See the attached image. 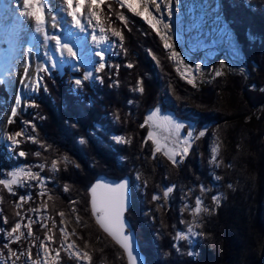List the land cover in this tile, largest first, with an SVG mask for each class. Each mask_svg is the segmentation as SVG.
<instances>
[{
	"label": "trees",
	"instance_id": "obj_1",
	"mask_svg": "<svg viewBox=\"0 0 264 264\" xmlns=\"http://www.w3.org/2000/svg\"><path fill=\"white\" fill-rule=\"evenodd\" d=\"M220 1L224 21L234 33L238 46H242L245 64L251 72L248 80L242 73L230 72L212 84L200 88L190 86L179 76L156 32L141 17L126 7L121 8L116 0H105L100 15L107 26L121 31L124 37L120 47L118 38H112L106 31L114 45L106 56L107 63L119 66L118 75H114L116 68L106 67L99 73L104 77L103 83L91 80L77 90L73 81L82 74L83 68L75 72L71 65H65L62 70L53 68L43 73L47 91L41 88L30 98L37 107L19 111L15 122L7 128L9 134L23 128L37 142L21 138L16 153L24 150L26 157L0 144V172L6 174L13 167L30 166L34 172L49 177L45 189L48 195H37L40 189L34 180L16 196L0 185V217L7 218L6 224L0 219V229L7 231L16 222L26 221L36 212L32 209H46L43 213L51 219L41 220L47 224L46 229L40 223H33V237L11 243V249L26 251L32 241L40 242L50 232L53 241L49 243L54 250L60 249L62 221L58 213L62 211L66 229L76 233L75 241L84 251H88L84 244L96 251L94 254L90 250L88 264H127L122 248L95 222L87 188L101 173L112 177L129 174L134 201L128 218L134 228L144 227L146 234L151 233L149 224L153 221L159 233L155 236L157 231L154 232L153 240L149 239L155 245L139 237L141 248L148 255V264H264V0H250L251 11L242 0H235L236 6H232V0ZM120 13L127 18L126 26L118 20ZM248 31L255 36L252 43L246 39ZM128 63L134 66L128 68ZM141 78L143 93L133 90ZM9 97L5 83L0 84V128L2 116L10 106ZM156 106L187 121L197 117L198 130L216 125L219 130L212 133L208 128L206 135L199 138L198 147L193 149V165L171 181L181 184L167 206H173L170 213H155L154 217L155 208L160 209L159 213L167 207L153 199V205L149 201L142 205L135 193L133 178L139 172L141 175L145 172L149 179L153 177L152 167H138L142 158L150 164L159 160L151 158L153 147L146 139L148 127H141L148 111ZM27 122L34 125V130ZM114 136H123L130 142L118 144L112 139ZM82 137L86 138L85 143L79 142ZM213 142L219 146L214 161ZM37 151L41 153L39 157L35 155ZM52 160L58 161L56 172L51 169ZM39 164L45 165L43 170L37 167ZM215 176L221 179L217 181ZM159 181L163 187L168 185L165 178ZM65 185L69 187L68 192L63 191ZM202 185L207 189L205 192L200 191ZM25 193L31 194L32 199L18 208V196ZM190 194L200 195L204 207L210 210L193 216L200 225L198 232L203 235L192 245L196 253L192 256L188 255V242L175 239L176 233L192 221V215L182 207V198L190 200ZM213 195L221 197L218 205L213 202ZM73 200L77 201L75 205L70 203ZM17 212L21 215L17 216ZM76 215L80 217L79 223ZM4 231L0 233V248L5 254ZM174 243L177 247H173ZM31 251L37 257V249L31 248ZM61 259V264H78L65 250L61 252ZM16 261V264H25L22 257Z\"/></svg>",
	"mask_w": 264,
	"mask_h": 264
},
{
	"label": "snow or ice",
	"instance_id": "obj_2",
	"mask_svg": "<svg viewBox=\"0 0 264 264\" xmlns=\"http://www.w3.org/2000/svg\"><path fill=\"white\" fill-rule=\"evenodd\" d=\"M20 3V7L23 11L20 15L30 18L34 20L35 23V31L37 33H42L44 40L47 41H54L55 42V50L60 52L61 55H64L65 52L68 57L76 58V53L73 51L72 47L68 44H62L59 37L55 35H49L48 31L46 30V17L52 21L51 27L56 28L58 25V20L55 15L51 14L52 6L49 4L48 0H18ZM143 2V10H138L137 5ZM244 5L249 8L251 11L253 6L250 3V0H242ZM105 3V0H61V9L66 11L68 17L71 18V22L74 27L80 29L81 31L84 30V24L82 23V18L84 13L82 9H84L87 5L88 7V23L91 24L93 20H95L96 24L94 27L98 28L99 35L93 34L92 40L96 42L98 45L104 44L108 42V35L106 34L105 27L101 24V17L99 12L96 9L101 8V5ZM120 7H127L128 11L132 12L134 15L141 17L155 32L160 39L164 43L165 49H170L171 56L170 59H174L176 63L183 64L184 71L181 72L183 78L187 79L188 84H192L195 86V77L192 72H189L188 69L190 68L189 64H185L183 59L180 57V53L173 49L172 44L169 43V35L168 30L170 29V25L165 22L164 14L161 13L162 7L167 11V13L171 14V0H150L151 6H154V11L159 15H153L152 12L149 10V3L148 0H119ZM232 6L235 5V0H232ZM109 11L111 9L109 8ZM222 11V9H221ZM217 19H219V14H217ZM118 20L122 22L125 26L127 25V18L124 16L123 13L118 14ZM158 25L162 26L158 27ZM234 35V33H233ZM246 39L249 40L250 43L255 41V36L251 31L246 32ZM111 36L118 38L119 46L123 47V34L121 31H117L115 28L111 30ZM238 45V41L236 42ZM237 50H242V46H238ZM126 51V50H125ZM95 56L99 59L96 62V66L91 71H85L81 74L80 77L76 78L73 83L76 86L77 90L83 88L85 82L91 80H99L103 83L104 77L98 75L99 73L103 72L106 67H114L117 69L114 75H118V68L117 65H108L106 59V51L101 50L95 53ZM155 59V57H153ZM48 60L52 61L51 67L56 68L57 63L53 60L52 56H48ZM134 65L132 63H128L126 67L132 68ZM201 65L195 64L194 71H200ZM49 68L46 65H40L36 68L35 74L29 72V68L26 65L24 67V81L21 83L27 82V90L35 93L39 91L41 88L44 91H47V86L44 84V76L40 75V73H49ZM177 71H181L180 68H177ZM215 76L219 77L223 73L216 69L214 70ZM111 78V77H110ZM3 81H0L2 84ZM118 85L119 81H115ZM134 91H138L140 93L144 92L143 87V78L137 81V87L133 89ZM264 90V89H262ZM24 107H37L35 102L28 103L25 101L24 94L17 91L13 97L12 106L10 107V112L7 115L6 120L4 123L11 125L15 122V118L18 115L19 111H22ZM197 117L193 116L187 124L176 119L173 116L163 114V110L161 107L156 106L154 110L147 115L144 122L141 124V127H148L149 130L147 132V140L151 141L152 144L155 146L153 150V158H155V153L163 152V155L167 157L169 161L172 162L173 165H177L189 154V151L192 147V143L206 135L204 130H198L196 127L195 121H197ZM22 124L24 122H21ZM31 125V122H27ZM34 130V125H31ZM187 129L186 132L181 134L182 129ZM21 138H25L27 140L32 141L33 143L37 142V138L35 136L29 135L28 133L24 132L23 128L19 131H15L14 133H10L7 135L6 139L10 142L12 146V151L14 154H18L20 157H26L27 153L24 150H20L16 153V149L19 147L21 143ZM112 139L118 143H129L130 141L127 140L123 136H114ZM80 143H85L86 138H80ZM218 152V148H212V158L213 160L216 159V154ZM35 155L39 157L41 153L39 151L35 152ZM177 157L180 159L178 160ZM65 162L67 163V158H65ZM37 167L40 170H43L45 165L39 164ZM78 167V165H77ZM51 169L53 172L58 171V161L52 160L51 162ZM0 176L4 178H0V185L3 186L10 194L13 196L17 195V192L14 188L27 186L29 181H36V187L40 189L37 195L43 197L48 195L46 192V185L48 183L49 177L42 176L41 173L33 172L31 167H21L15 170L8 171L6 174L0 172ZM215 179L219 181L221 179L220 176H215ZM231 187V185H230ZM207 189L205 186H201L200 191L205 192ZM64 192L69 191V187L67 185L63 188ZM87 191L90 193V206H91V214L95 217V222L99 225V227L108 234L115 241L117 245H119L127 256L128 264H146V261L142 254L137 250L135 241L132 237V233L130 231V226L127 224L125 219V212L132 204V192L130 189V181L127 179L121 178L116 180H108V179H100L98 178L94 183L90 184L87 188ZM174 191L173 187H167V189L163 192V196L167 199ZM51 199V196L48 197ZM32 199L31 194L25 193L23 195L18 196L16 206L22 207L23 203H26ZM153 200L159 199L158 196L154 195L152 197ZM213 202L217 205L220 203L221 197L216 195L212 196ZM71 204L75 205L77 201H70ZM203 200L200 196L195 197L194 207L191 210V214L193 216H198L202 211L210 213V210L207 207H202ZM188 208V205H185V209ZM46 209H32L31 211H40ZM72 212L75 213L76 209L73 208ZM17 216H20L21 213L17 212ZM58 215L61 217V221L63 222V218L65 216L64 212H59ZM3 220V223H7L6 217H0ZM41 219H51V217H44V218H37L33 220L31 217L27 218V224L23 225L27 232L20 231L22 228L21 222H16L14 226L6 231L7 242L4 243L3 247L7 249V258L12 261V264H15L16 260H19L21 257L25 258V264H28V261H31V264H47V257L49 256L50 249L46 245V242H52L53 236L50 234H46L44 240L41 241L37 255L42 256L43 259H32V251L31 249H27L26 251H15L9 247L11 243H19L22 238L27 239L33 237L32 232V224L33 223H40L41 227L47 228V224L42 223ZM76 222H80L79 215H76ZM53 226L55 227V221H53ZM200 225L197 222H193L189 224L186 231H180L176 233V240L180 241H188L190 246V250L188 252L189 256L195 255V248L192 247L193 245V237H197L203 235V233L197 232L195 229ZM126 229H129L126 231ZM50 231V230H49ZM59 231L64 238L61 241L60 249H56V258L59 259L60 250L63 249L67 252L69 257H75L76 259H84L87 261L91 260V256L87 251L81 252L76 248L75 242L65 244L67 237L70 233L64 228L60 227ZM75 235V232L71 233ZM38 239V238H37ZM36 247V245H33ZM173 247H177L174 243ZM55 264V261L53 262Z\"/></svg>",
	"mask_w": 264,
	"mask_h": 264
},
{
	"label": "rangeland",
	"instance_id": "obj_3",
	"mask_svg": "<svg viewBox=\"0 0 264 264\" xmlns=\"http://www.w3.org/2000/svg\"><path fill=\"white\" fill-rule=\"evenodd\" d=\"M116 1L119 2V0H116ZM48 2L52 6L51 14L57 17L58 25L56 28H52L51 27L52 21L50 19H47L46 17V30L48 31L49 35H55L59 37L62 44H68L70 47H72L73 51L76 53V58L68 57L66 52L64 55H61L60 52L55 50L54 41L50 40L46 42L43 38V34L37 33L35 31L34 20H31L30 18L20 15L23 9L20 7V3L18 2V0H0V81H3V83H5L6 91L10 96L9 97V103H10L9 107L12 106L13 97L17 91L24 94L25 101L28 103H31L30 101L31 96L33 95L35 96L37 94V92L32 93L27 90V82L21 83L22 81H24V67L26 65L29 68V72L32 74H35L36 68L40 65H46L51 71L53 69L51 67L52 61L48 60V56H52L53 60H55L57 63L56 68L60 70H62L63 66L65 65H71L73 71L75 72H79L81 68L84 69L83 72L91 71L94 69V67L96 66V62L99 59L98 57L95 56V53L97 51L104 50L106 51V56H107L108 54L111 53L114 47V45L112 46V44L110 43L109 39H108V42L101 44V45H98L96 42L92 40V35L93 34L99 35V30L98 28H95V31H94V27L96 24L95 20H93L91 24L88 23L87 5L84 9H82V12L84 13L83 18H82V23L84 24V30L81 31L80 29L73 26L71 22V18L67 16L66 11H63L61 9V0H48ZM215 2H216V13L219 14V19H217L219 25L218 27H216L217 28L216 34L218 37L216 40L212 42L214 43V45L220 48H214L213 47L214 45H213L211 46L212 47L211 49L206 47L203 50V49H200V47L198 46H196L197 48L195 47L194 49H191L189 47L190 45L186 46L185 45L186 40L185 38L183 39V37L181 36L180 26H182L183 24V26L185 25L187 27L188 31L189 30L194 31L199 25L202 26V24L201 23L197 24L192 19H190V21L186 23V21H184L183 19L184 17L178 15V13L174 10L175 7L177 6L175 3L171 4L172 12L170 15L167 13V11L163 7L161 9L162 10L161 13L164 14L165 22H167L170 25V29L168 30V35L170 37L169 43L172 44L173 49L175 51L180 53V57L181 59H183L184 63L190 65V68L188 69V71L192 72L195 77V86H193L192 84H189V85L196 87V88H200L201 86L212 84V82L218 78L217 76H215V72H214V70L216 69H219L223 73L219 77H222V76L224 77L226 74L230 72H236L239 74L242 73L247 80L250 78L251 72H250V69L245 64L244 55L242 54L241 50L240 51L237 50L238 45L236 44L235 37L232 34L229 25L224 21V18H222L221 16V12L219 10V4H221V1L216 0ZM142 4L143 2L138 4L137 7L142 6ZM96 10L99 12V14H101L100 8ZM149 10L152 12L153 15L159 18L160 14H157L154 11V6H151V4L149 7ZM100 17H101L102 26L105 27L106 31L111 36L112 28H110L109 26L105 24L101 15ZM158 27H161V30L164 31L161 25H158ZM202 33L203 32H201V35ZM111 37L114 38L113 36ZM198 38H199L198 36L194 37L196 44H198V42L200 41L198 40ZM163 46H164V43H163ZM165 50H167L169 55L171 56L172 50L170 49H165ZM171 60L176 70L177 68L181 69V71H178L181 79L187 82V79L183 78L181 75V72L184 71L183 64L178 65L174 59H171ZM195 64L201 65L200 71H194ZM40 75L44 76L43 73H40ZM18 77H20V81L16 87V82L18 80ZM27 108L28 107H24L23 110H26ZM154 108L150 109L147 115H149L150 112L154 110ZM162 110H163V114L165 115L173 116L176 119L182 122H185L186 124L190 122L185 119L179 118L172 111L164 110V109ZM9 112H10V108L7 110V113L4 116H2V124L0 128V144L4 143L9 148V150H12V146L10 145V142L7 141L6 139L7 135L9 134L7 132L8 124L4 123ZM208 128L209 126L203 128L202 130L207 132ZM209 129H211L212 133L219 130L217 125ZM149 130L151 129L148 128V131ZM186 131H187L186 128L182 129L181 134L183 135V133ZM198 141L199 139L195 140L192 143V147L189 151V154L182 160V162H180L177 165H173L172 162L169 161L167 157L163 155V152L155 153V158H153V152H152L151 154L152 159L159 158L158 161L156 160L157 161L156 164L154 163L155 165L148 163L145 158H142V160H140L141 163L138 164L139 168H142V167L146 168L147 166H149V167H152L151 169H153L152 171L153 177L151 179H149L148 175L145 174V172H143V175H141L140 172H139L140 174L135 173V176L133 178L134 190H135L137 197H140L142 205H146L148 201L151 205H153L152 197L154 195L159 197V199L154 200V201L157 202L162 207H167L168 204L172 202V197L174 196L175 192L178 191L179 184L181 183L176 184V181H175L174 184H172L171 181H174L175 180L174 178L178 177V173L181 175L185 174V171L191 168L194 162L193 161L194 157L192 156L193 149L195 146L198 147ZM151 147H153V150H154L155 146L152 144V142H151ZM213 147H216L219 150V146L215 144V142H213L211 149ZM216 157H217V154H216ZM177 159L179 160L180 158L177 157ZM153 165H154V168H153ZM18 168H21V166L15 167V168L13 167V169L11 170H15ZM32 171L34 172V170ZM161 178H165V180H167L166 183L168 185L165 184L163 187V185L160 184L161 181H159ZM155 179H157L158 181H155ZM30 182L31 181H29L28 183ZM167 187H173L174 191L170 193L167 199H165L163 196V191ZM14 188L16 192H18L19 190L26 188V186L19 187V188H16V186H14ZM197 196H200V195H197ZM182 199H183L182 200L183 210L191 214V210L194 207L195 196L193 194H190L191 201L188 199V197L182 198ZM179 204H181V202ZM185 205H188L187 209H185ZM172 207L173 206L171 205L170 207H167L166 211L164 212L161 211L159 213L158 211L160 209L155 208L154 217H155V213L161 214V215L165 214L168 211L170 213ZM202 207H204V204L202 205ZM43 212L44 210L32 212L31 218L33 220H36L38 217L39 218L47 217V214ZM144 220L145 219L142 218V221ZM157 221L159 220L157 219ZM20 222L22 223V228L20 231L27 232V229L23 226L27 224V220L26 221L21 220ZM193 222H195V218H193V215H192V221L189 222L185 228H182L181 230H179V232L186 231L189 224ZM149 226L151 229V233L148 232L147 234H146L144 227H141V225L139 226V229H137L138 226L134 228L136 229L138 233L137 234L138 238L140 237L141 239V237H144V239L146 240H149V239L153 240L152 236H154V232L156 233V231L157 233L155 234V236L159 235L158 230L154 228L153 221L150 222ZM62 227L66 229L64 222H62ZM1 230L2 229H0V233L4 231V230L2 231ZM66 230L68 231V229ZM195 230L198 232L197 228ZM69 233L70 235L67 237L65 244L75 242L76 248L81 252H85L86 250L84 251V248H82L79 245V243L75 241V237L71 234V232ZM49 234L52 235L51 232ZM3 237H4L5 242H7L6 231L3 232ZM63 239L64 238L61 235V241ZM192 239H193V244H194L195 241L198 239V236L193 237ZM41 241L39 242L37 240V243L35 241H32L30 249L35 248L37 249V252H38V248H39ZM151 242H152V245H155L156 243V242L154 243L153 241ZM33 245H36V247H33ZM46 245L50 249L49 256L47 257V264H53L54 261H55V264H61V262H63L61 259V252L63 249L60 250L59 259H57L56 252L54 250L55 247L51 246L49 242H46ZM84 246L88 250L87 252L89 253V255L91 253L90 250L93 251L94 254L96 253V251L94 252V249H92V247L86 244H84ZM149 249H152V247L149 246ZM5 258H7V250L4 254L2 249L0 248V264H4ZM22 258L25 263V258L24 257ZM32 259L33 260L43 259V257L38 256V255L37 257H35L32 255ZM76 260L78 261V264H88L90 262L84 259H79V260L76 259ZM16 262L17 261H15V264ZM64 263L69 264L67 262H64ZM117 263L118 262H116L115 264ZM5 264H12V261L8 259V262H6ZM28 264H31V261H28ZM147 264H148V255H147Z\"/></svg>",
	"mask_w": 264,
	"mask_h": 264
},
{
	"label": "bare ground",
	"instance_id": "obj_4",
	"mask_svg": "<svg viewBox=\"0 0 264 264\" xmlns=\"http://www.w3.org/2000/svg\"><path fill=\"white\" fill-rule=\"evenodd\" d=\"M216 0H171V4L175 3L177 6L175 7V11L178 15L184 17V21L188 23L190 19L194 20L195 23L199 25L194 31L187 30V27L183 24L181 27V36L183 39L185 38L187 45L194 49L196 46L200 47V49H205L206 47L212 48L214 45L212 41L217 39L216 27H218L219 23L217 21V13H216ZM167 2V0H165ZM150 5V0H148ZM142 6H138V10H143ZM172 6V5H171ZM162 11V10H161ZM172 12V9H171ZM194 23V24H195ZM201 32L202 35H201ZM198 36V44H196L194 37ZM181 37V38H182ZM214 45V48H220ZM197 48V47H196ZM202 53V52H201ZM20 81V77L16 82V87Z\"/></svg>",
	"mask_w": 264,
	"mask_h": 264
},
{
	"label": "water",
	"instance_id": "obj_5",
	"mask_svg": "<svg viewBox=\"0 0 264 264\" xmlns=\"http://www.w3.org/2000/svg\"><path fill=\"white\" fill-rule=\"evenodd\" d=\"M221 4H219V10H220V12H221V16H222V18H224V16L222 15V11H221ZM185 45L187 46V43H186V41H185ZM98 178H100V179H108V180H116V179H121V178H124V179H127L128 181H130V189H131V192H132V204H131V206L128 208V210L125 212V219H126V221H127V224L130 226V231H131V233H132V237H133V239H134V241H135V244H136V248H137V250L142 254V256L144 257V259H145V261H146V264H147V255L143 252V250H142V248H141V244H140V240H139V238H138V236H137V233H136V230L134 229V227H133V225H132V222H131V220L128 218V216H127V213L129 212V210L132 208V206H133V184H132V178H131V176L129 175V174H126V175H124V176H122V177H112V176H109V175H107L106 173H101V174H99V175H97L96 176V178L94 179V181L92 182V183H94ZM91 183V184H92ZM167 189V188H166ZM165 189V190H166ZM89 193V192H88ZM90 199H91V197H90V193H89V203H90ZM90 208H91V206H90ZM94 217V216H93ZM94 219H95V217H94ZM129 229H126V231H128ZM103 231V230H102ZM104 232V231H103ZM105 233V232H104ZM107 234V233H106ZM108 235V234H107ZM110 237V236H109ZM114 241V240H113ZM115 242V241H114ZM123 250V249H122ZM124 251V250H123ZM125 253V252H124ZM125 257H126V260H127V256H126V253H125ZM127 264H128V261H127Z\"/></svg>",
	"mask_w": 264,
	"mask_h": 264
}]
</instances>
